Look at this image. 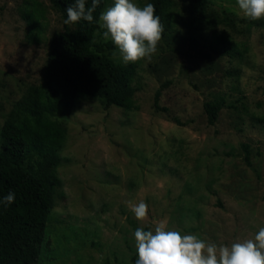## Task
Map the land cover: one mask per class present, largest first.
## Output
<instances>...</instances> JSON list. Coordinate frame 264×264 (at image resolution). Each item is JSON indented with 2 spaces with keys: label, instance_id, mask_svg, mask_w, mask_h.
Here are the masks:
<instances>
[{
  "label": "rangeland",
  "instance_id": "1",
  "mask_svg": "<svg viewBox=\"0 0 264 264\" xmlns=\"http://www.w3.org/2000/svg\"><path fill=\"white\" fill-rule=\"evenodd\" d=\"M207 1L213 23L189 55V0H174L156 53L136 62V109L83 96L61 118L69 136L39 264H135V230L161 220L228 246L264 227V19L244 18L237 0ZM35 2L46 11L40 42L29 37ZM64 20L51 0H0V149L11 111L44 79ZM103 31L96 41L112 42ZM219 35L234 43L230 52L214 49ZM109 52L124 63L115 45ZM216 99L225 105L212 125L205 103ZM141 200L143 222L129 207Z\"/></svg>",
  "mask_w": 264,
  "mask_h": 264
},
{
  "label": "trees",
  "instance_id": "2",
  "mask_svg": "<svg viewBox=\"0 0 264 264\" xmlns=\"http://www.w3.org/2000/svg\"><path fill=\"white\" fill-rule=\"evenodd\" d=\"M67 19L66 9L74 0H51ZM108 0H101L91 23L80 20L65 25L50 41L44 79L29 87L6 120L0 149V200L10 192L15 200L0 203V264H39L50 214L56 206L59 166L69 129L62 117L69 115L83 98L99 99L109 109L116 105L136 109L134 78L137 63L115 60L112 42H97L99 15ZM163 24L170 18L174 0H150ZM91 0H86V7ZM27 12L29 37L40 42L46 11L35 2ZM188 27L192 55L200 47L199 32L213 22L207 0H189ZM234 43L226 35L216 36L214 49L228 53ZM163 88L157 93V105ZM225 105L223 99L205 103L212 125ZM264 123V119H260ZM251 165L250 148L245 145Z\"/></svg>",
  "mask_w": 264,
  "mask_h": 264
},
{
  "label": "clouds",
  "instance_id": "3",
  "mask_svg": "<svg viewBox=\"0 0 264 264\" xmlns=\"http://www.w3.org/2000/svg\"><path fill=\"white\" fill-rule=\"evenodd\" d=\"M100 2L91 0V6L86 7V0H74L66 9L64 24L80 20L91 23ZM237 4L244 18L264 19V0H237ZM99 27L104 29L103 38H110L119 50L125 64L142 59L150 61L164 32L155 5L140 6L135 0H114L113 6L100 13ZM14 200L15 194L10 192L0 203L8 206ZM129 207L138 221L148 218V205L143 200L137 204L129 202ZM134 239L138 256L135 264H264V227L253 238L228 246L208 242L199 234L168 230L167 221L161 220L154 231L137 228Z\"/></svg>",
  "mask_w": 264,
  "mask_h": 264
}]
</instances>
